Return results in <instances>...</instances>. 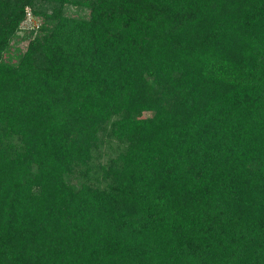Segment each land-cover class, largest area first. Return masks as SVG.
Masks as SVG:
<instances>
[{"label":"trees","instance_id":"obj_1","mask_svg":"<svg viewBox=\"0 0 264 264\" xmlns=\"http://www.w3.org/2000/svg\"><path fill=\"white\" fill-rule=\"evenodd\" d=\"M0 264H264V0H0Z\"/></svg>","mask_w":264,"mask_h":264},{"label":"rangeland","instance_id":"obj_2","mask_svg":"<svg viewBox=\"0 0 264 264\" xmlns=\"http://www.w3.org/2000/svg\"><path fill=\"white\" fill-rule=\"evenodd\" d=\"M40 22V19L33 16L29 10H26V15L23 19V21L20 23V28L17 32V35L20 37L22 35H28L31 31V35L34 34V31H36L37 24ZM26 43L25 40H22L18 42V45L22 48L23 45Z\"/></svg>","mask_w":264,"mask_h":264}]
</instances>
